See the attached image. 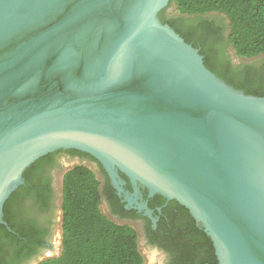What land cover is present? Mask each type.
<instances>
[{"label": "water", "instance_id": "1", "mask_svg": "<svg viewBox=\"0 0 264 264\" xmlns=\"http://www.w3.org/2000/svg\"><path fill=\"white\" fill-rule=\"evenodd\" d=\"M168 1L0 0V224L25 168L74 148L187 207L217 264H264V96L207 68Z\"/></svg>", "mask_w": 264, "mask_h": 264}, {"label": "flooded vegetation", "instance_id": "2", "mask_svg": "<svg viewBox=\"0 0 264 264\" xmlns=\"http://www.w3.org/2000/svg\"><path fill=\"white\" fill-rule=\"evenodd\" d=\"M161 10L162 20L158 16L161 22L177 16L170 1ZM193 19L212 28V69L216 75L235 80L258 77L264 84V53L237 56L228 43V22L222 12H207ZM37 159L26 171V178L22 172L24 182L13 190L17 192L7 208L16 229H11L8 223V226L0 224V264H38L56 250L61 234L62 178L76 165H84L95 173L100 210L113 222L131 226L137 233L138 245L151 255L155 264H197L195 240L203 227L176 199H167L159 192L150 193L146 185L133 183L117 167L116 176L112 177L97 158L85 151L58 148Z\"/></svg>", "mask_w": 264, "mask_h": 264}, {"label": "trees", "instance_id": "3", "mask_svg": "<svg viewBox=\"0 0 264 264\" xmlns=\"http://www.w3.org/2000/svg\"><path fill=\"white\" fill-rule=\"evenodd\" d=\"M169 1L177 16L162 22L169 24L187 43L198 48L205 66L211 71L212 28L195 23L194 16L222 12L228 22V43L237 56L253 57L264 53V0ZM158 16L162 18V10ZM193 32L199 35L195 37ZM217 76L247 94L264 96V84L258 77L250 80L244 76L235 80L223 74ZM38 160L24 170V178L26 171ZM16 192L13 191L3 205V219L14 230L16 228L9 219L7 208ZM99 204V181L95 173L84 165H76L66 171L61 185L60 251L38 264H144L136 231L127 224H118L107 218ZM195 248L199 255L197 264L218 263L213 242L202 229L197 233Z\"/></svg>", "mask_w": 264, "mask_h": 264}, {"label": "rangeland", "instance_id": "4", "mask_svg": "<svg viewBox=\"0 0 264 264\" xmlns=\"http://www.w3.org/2000/svg\"><path fill=\"white\" fill-rule=\"evenodd\" d=\"M139 250L143 256V259H144V264H155L154 260L152 259L151 255L148 254V252L146 250H144V248L142 247V245L139 243ZM59 251H60V236L58 237V243H57V248L54 252L49 253V257L51 256H55V255H58L59 254Z\"/></svg>", "mask_w": 264, "mask_h": 264}]
</instances>
